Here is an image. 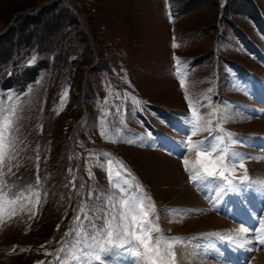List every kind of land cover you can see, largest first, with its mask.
Listing matches in <instances>:
<instances>
[{"label": "rangeland", "instance_id": "rangeland-1", "mask_svg": "<svg viewBox=\"0 0 264 264\" xmlns=\"http://www.w3.org/2000/svg\"><path fill=\"white\" fill-rule=\"evenodd\" d=\"M261 27L264 0H0V102L8 109L0 128L10 145L0 177V264H60L65 244L73 247L61 260L74 264L85 253L65 234L92 232L89 221L97 230L105 220L115 228L137 188L154 205L147 217L137 215V227L151 221L161 230L153 240L193 238L173 244L177 264H253L264 252H251L252 229L264 220V173L251 166L264 161ZM217 112L228 116L219 120ZM189 116L200 122L192 131ZM217 127V149L248 157L242 163L251 183L242 191L221 194L224 185L215 180L197 186L209 160L218 162L217 175L245 174L211 152L197 155L207 129L214 134ZM163 156L178 166L165 167ZM185 186L205 209L185 206L169 191ZM21 191L27 199H16ZM210 214L224 219L220 227L200 226ZM228 240L233 252L224 249ZM133 259L114 247L92 264Z\"/></svg>", "mask_w": 264, "mask_h": 264}, {"label": "snow or ice", "instance_id": "snow-or-ice-1", "mask_svg": "<svg viewBox=\"0 0 264 264\" xmlns=\"http://www.w3.org/2000/svg\"><path fill=\"white\" fill-rule=\"evenodd\" d=\"M175 47L176 45L173 44ZM31 63V61H30ZM181 88H184V81L181 80ZM210 91V90H209ZM186 100L188 96L186 94ZM10 100L12 98H9ZM197 108L203 107L204 105L200 102H197L195 105ZM189 107L192 108L193 105L190 103ZM8 109L5 108L0 102V120L7 119ZM14 114V112H13ZM212 115H216L219 120L226 119L228 114L226 113H213ZM199 121H194L191 116L188 117V124L190 125L189 130L192 131L199 125ZM210 132V138L206 140H202L198 142V146L201 148V151L198 152V156H206L209 152L213 158L221 157L226 160L229 165H239L240 168L245 170V174L240 176L238 179L230 178L225 171L220 170L217 175V163H214L212 160H209L208 164L203 165V172L200 173L198 180V187L207 186V182L209 180H215L217 182V186L224 185V188L221 189V194L223 191H231L238 192L242 191L248 183H251L250 178L246 174L247 170L245 165L242 163L244 159H248V157L243 156L242 154L234 151H230L224 148L217 149L215 147V143L217 139L221 136V130L219 127L215 130V133L212 134L211 129H207ZM194 134V133H193ZM229 138L235 136L233 133L227 134ZM5 133L2 128H0V177L4 175L3 168L5 166V157L8 156V147L10 145H6L5 141ZM183 143V142H182ZM190 143V141H189ZM184 147L187 148L188 145L184 144ZM12 157H9L11 159ZM39 157H37V173L38 169ZM201 161L198 159L197 164H200ZM187 164V161H185ZM186 171H190L186 167ZM8 172L12 173V168L8 167ZM71 174V170H69ZM91 172H89V177L91 178ZM75 179V178H74ZM110 183L113 178L109 176ZM39 185L40 180L37 175V179L35 182ZM5 187V185L0 182V189ZM121 193L125 191L123 187L120 189ZM137 195L129 196V198L124 201L127 205V210L122 211L119 217V223L113 228L111 221L105 220L104 227L102 229L97 230L94 224H91L92 232L81 233L79 231H75L74 233H66L68 236L70 234L73 235V240L75 241V247L82 250L84 255L75 256L74 264H92L93 261H101L102 255L106 254L113 250L114 247L120 248L122 251L127 252L130 256H132L133 264H177V254L173 250L174 243H184L187 240L193 238H185V237H165L162 234L158 235L154 240L152 239V232H160L161 230L158 227H153L151 221H147L146 219L137 227L136 225V217L141 212L144 217H147L150 214V211L154 208V205L151 203L150 197H144L142 193L139 192V188H137ZM37 197V203L39 202V192L33 193ZM91 196V193H89ZM141 197L143 199L141 200ZM17 200L27 199L24 196V192L21 191L16 196ZM211 199V197H209ZM219 199V196L217 197ZM138 201L140 203H138ZM146 201V203H144ZM15 203V201H13ZM215 201H213V205L215 206ZM140 204H143V207H140ZM107 207V205H105ZM107 213H104L106 216ZM33 216H35V212H33ZM103 218V216H102ZM84 219H89L87 213L84 214ZM80 221V214L74 217V223ZM262 227L260 229H252V232L255 234V244H253L251 248V252L254 257V253L261 249H264V220L258 221ZM57 229H59V225H57ZM249 230L246 228H241L239 230L240 233L248 232ZM83 235V239L81 236ZM207 235L220 237L221 233H209ZM228 235V234H224ZM105 236L108 237L105 240ZM145 236L147 239H145ZM134 237V240H133ZM137 244L143 248V251L136 250ZM43 247V246H42ZM72 244H65L64 247L58 250L57 261L60 264H63L59 253H68L69 249L72 248ZM15 251V246L12 249ZM23 251V249H21ZM47 255V253H46ZM38 264H43V261L38 262ZM245 264H249L248 259H246Z\"/></svg>", "mask_w": 264, "mask_h": 264}, {"label": "bare ground", "instance_id": "bare-ground-1", "mask_svg": "<svg viewBox=\"0 0 264 264\" xmlns=\"http://www.w3.org/2000/svg\"><path fill=\"white\" fill-rule=\"evenodd\" d=\"M176 99V98H175ZM260 124H262V130H264V121H260ZM163 158L166 160L164 163H162L165 167L166 166H170L171 164L175 165L174 163L177 164V162L173 159H169L165 156H163ZM151 164V163H150ZM175 166H178L175 165ZM251 166L252 168H256V169H260V172L262 171L264 173V161H260L259 163H257V161H252L251 162ZM171 167V166H170ZM253 168V169H254ZM180 168H175V169H171V171H169L171 173L172 176H175V175H178L180 174ZM170 170V169H169ZM261 175V174H260ZM263 175V174H262ZM261 175V176H262ZM176 177V176H175ZM264 177V176H263ZM174 178V177H173ZM258 181V180H257ZM262 182V181H261ZM263 183V182H262ZM175 186V185H174ZM170 192H175L176 191V196H177V201L182 203V204H185V206H188V207H193L194 209H197V210H200V209H205V202L202 201L201 198H199V196L195 193V191H193L191 188H188V186H185L184 188L182 189H173L172 190H169ZM234 214V213H233ZM248 215V214H247ZM235 216H238L237 212L235 213ZM248 218V217H247ZM246 218V219H247ZM223 218H217L215 215L213 214H210V215H206L205 217L203 218H200L199 222L201 223V227H207L208 229L210 228V226H214V227H220V225L223 223ZM248 220V219H247ZM246 220V221H247ZM191 223V222H190ZM251 223V222H249ZM251 225V224H249ZM224 227V226H222ZM206 228V229H207ZM234 229V228H233ZM238 236H241L240 233H237ZM248 240V238L246 239ZM242 241H243V238H242ZM236 242V241H235ZM244 242V241H243ZM233 243V241H232ZM231 242H226V243H223V245L225 244L226 247L224 249H226L227 252H233L232 250L234 249V246H232ZM247 243V242H246ZM232 244V245H231ZM236 244V243H235ZM234 244V245H235ZM238 244V243H237ZM240 244V243H239ZM223 245H222V248H219L218 249V252H220V254L222 253L221 251L223 250ZM218 248V247H217ZM222 249V250H221ZM238 250V249H237ZM236 250V251H237ZM240 251V250H239ZM223 255V254H222ZM236 258V257H235ZM255 261L253 262V264H264V252H260L258 255H256Z\"/></svg>", "mask_w": 264, "mask_h": 264}]
</instances>
